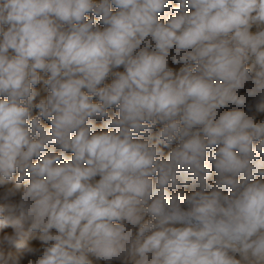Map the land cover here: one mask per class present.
I'll return each instance as SVG.
<instances>
[{
  "label": "clouds",
  "instance_id": "9594fccd",
  "mask_svg": "<svg viewBox=\"0 0 264 264\" xmlns=\"http://www.w3.org/2000/svg\"><path fill=\"white\" fill-rule=\"evenodd\" d=\"M169 6L0 0V185L18 170L2 199L20 195L0 204V229L14 228L0 239V264H20L5 244L40 252L24 243L37 231L46 247L29 264H92L89 254L134 264H264V182L254 179L264 176V121L249 115L264 111V30L250 31L264 25V0H179L162 21ZM170 55L183 62L178 72ZM41 72L49 94L33 105ZM94 118L112 130L96 132ZM177 139L163 158L158 145ZM190 183L200 190L169 194Z\"/></svg>",
  "mask_w": 264,
  "mask_h": 264
},
{
  "label": "bare ground",
  "instance_id": "6f19581e",
  "mask_svg": "<svg viewBox=\"0 0 264 264\" xmlns=\"http://www.w3.org/2000/svg\"><path fill=\"white\" fill-rule=\"evenodd\" d=\"M179 6V0H172L171 3H170V6L167 7L165 9V11L163 13H161L160 15V19L162 21H167L168 17L170 15H175V11L174 9L177 8ZM117 11V10H116ZM86 18H93L91 16H88L86 14ZM95 19V22H96V26H98L101 30L104 29V27H106V25H104L101 20H100V17H94ZM7 28V26H5V29ZM10 54H14L12 53V50H10ZM116 71H122L121 69H113L112 72L109 73V76L107 77V79L105 80L104 84H110L112 82V80L115 78L114 76V73ZM40 75L42 76V80L39 84H37L35 87V90L38 92V95L36 96L37 97V102L36 103H39V101L41 99H45L47 98V95L49 94V90L44 86L43 84V79H47V76L48 74H45L43 72L40 73ZM104 86V85H101V87ZM94 102H98V98H94ZM33 109V112L35 113V115L38 114L39 110L36 109L35 107L32 108ZM109 115L110 116H114L115 113L118 111V109H116L115 107H112L110 108L109 110ZM31 118V116H30ZM94 124H95V131L96 132H101V131H110L112 130L111 128L107 127L106 126V122L104 120V118H94L93 120ZM41 123L46 127V128H50L51 127V124L48 120H45L43 118H41ZM163 125L158 123L154 128L157 129V132H159L161 129H162ZM139 139H142V140H147L148 139V136H141V137H138ZM155 139V138H154ZM153 143V142H152ZM180 141L179 139H177L176 141H174V146L177 147L179 145ZM171 146H173V143L171 144ZM169 146V147H171ZM58 146H55V145H51L49 146V148L47 150H52L53 148L55 149V151L58 153L60 150L57 149ZM158 147H160L162 149V152H163V158H167L168 156V153L171 151V149H166L165 147H162L161 145H159ZM212 150H215V149H211L209 150V153L212 151ZM71 155L72 153L71 152H67L65 153V159H70L71 158ZM264 157V155H263ZM261 158V157H260ZM261 160V159H259ZM263 161V160H262ZM207 165L210 164V162L208 160L205 161ZM259 163H261V161H259ZM211 165V164H210ZM213 169V168H212ZM211 169V170H212ZM19 172V171H18ZM16 172V173H18ZM17 176V174L15 175ZM259 177V176H258ZM262 177V176H261ZM216 178H217V173L216 171H211L210 172V175L208 177V180H214L216 181ZM99 179V177L97 178ZM256 179V178H255ZM257 180V179H256ZM213 181V182H214ZM209 183L210 185L212 186H215V182L214 183ZM8 183V182H7ZM194 185L193 184H189L187 186L181 184L179 185L178 187V192L179 193H183L184 195H190L193 191V187ZM197 187H199L198 185H195ZM206 190L208 192L212 191V187H209V188H206ZM221 191H223L225 194H227L228 190L227 189H222ZM180 207L183 209V210H187L189 205H187L186 203H184L183 201L180 202ZM175 226H181V225H175ZM53 232L55 230H52ZM11 233V232H10ZM14 233V232H13ZM12 233V234H13ZM11 235V234H10ZM40 233L37 231L35 232L34 234H29L28 236L24 237V243L27 245V247H36L38 249H40V252L36 253L35 255L33 254H29L27 253L26 251V248H17L15 245H7L5 244L3 246V251L5 252V254H9V253H12L14 254L15 257H18L20 262H22V264H29V261H35L36 259L39 258V256L41 255V253L43 252V250L45 249V245L43 244V242H41L38 237H39ZM3 234H1L0 232V239L3 238ZM236 258L237 259H240L239 255L237 254L236 255ZM92 259V258H91ZM95 259V258H94ZM104 263V262H103ZM99 264V263H98Z\"/></svg>",
  "mask_w": 264,
  "mask_h": 264
},
{
  "label": "rangeland",
  "instance_id": "374dc122",
  "mask_svg": "<svg viewBox=\"0 0 264 264\" xmlns=\"http://www.w3.org/2000/svg\"><path fill=\"white\" fill-rule=\"evenodd\" d=\"M171 1L172 0H170V3H171ZM96 2L97 3H99L100 2V0H96ZM116 10H118L116 7H115V5H112V11L113 12H115ZM87 15L88 16H91V17H93L92 16V13H87ZM96 17H99V16H96ZM260 30H264V25H253V27L250 29V31L253 33V34H255L256 32H258V31H260ZM141 47H144V45H141ZM150 51H151V49H149ZM249 68H251V61H249V63H248V65H247ZM169 67H171L174 71H179V69L181 68V67H183V62H181V63H179V64H177V63H173V61H172V59H171V55H170V57H169ZM114 69H116V68H114ZM117 69H121L122 71H124V68H123V66H120L119 68H117ZM249 75L250 76H252V75H254V72H252V71H250V73H249ZM250 83V82H249ZM247 84H246V87H245V89H241L240 90V92H241V94H243L244 93V91H246V88H247ZM37 97H35V99L33 100V105H35V104H37L36 102H37ZM34 108V107H33ZM235 108V106H230L229 108H225V109H221V111L223 112V111H227V110H232V109H234ZM249 115L250 116H252L253 118H254V122H256V123H260V122H262V121H264V111H261V110H258L257 108H255V107H253V109H252V111L249 113ZM30 116L31 117H34V116H36L35 115V113L33 112V109L31 110V113H30ZM157 134H158V132H157V129H155V128H153L152 130H151V136H152V141L151 142H153V143H155L156 142V139H154V138H156V136H157ZM254 143H258V141H256V142H254ZM159 145H161L162 147H165L163 144H159ZM158 145V146H159ZM169 146H171V145H169ZM169 146H167V147H165L166 149H171V148H174L175 146H174V142H173V146H171V147H169ZM218 147V146H217ZM57 149H59L60 150V148L59 147H57ZM215 149V148H214ZM47 151V150H46ZM263 155L264 154H262V155H260L259 156V159H261V160H258V162L259 161H261V166L262 167H264V157H263ZM261 157V158H260ZM35 160H36V158H33V162H35ZM207 160V159H206ZM263 160V161H262ZM210 162V161H209ZM211 164V165H210ZM210 164L208 165L209 167H210V169H212L211 171H216L215 170V168L212 166V163L210 162ZM17 172H18V170H17ZM17 174V176H15ZM18 176H19V172L18 173H14L13 174V178H12V180L11 181H9L8 183H6V184H4V185H0V204H12V203H18L19 202V198H20V195H19V193H17V195L15 196V197H11L9 200H7V201H5V200H3L2 199V197H3V195H4V193L7 191V189L8 188H12V187H14L15 186V181H16V179L18 178ZM259 175H257L256 177H254V179L256 178L257 180H261L262 182H264V176H259ZM99 176H97L96 178H95V180H99V179H97ZM100 178V177H99ZM153 179L155 180V177H153ZM255 179V180H256ZM209 181V183L211 184L214 180H208ZM28 182V180H27V178L25 179V181H23L22 183H21V191L23 190V185L25 184V183H27ZM215 182V181H214ZM213 182V183H214ZM179 187V186H178ZM178 187L176 188V189H172L171 187H169L168 188V191H169V194L170 195H172V194H175V193H179L177 190H178ZM193 188V191H198V190H200L199 189V187H197V186H193L192 187ZM205 191L206 192H208L206 189H205ZM149 219H151V217L149 216V215H145V218H144V221L143 222H147V220H149ZM138 228H139V226H136V228L134 229V233L135 232H138ZM0 232H1V234H3V235H12V233L14 232V228L11 226V225H9V226H6V227H4V228H2V229H0ZM11 232V233H10ZM32 234V233H31ZM34 234V233H33ZM12 254V253H11ZM13 256H14V254H12ZM92 258V259H91ZM95 257L94 256H92L91 254H89V259L92 261V264H134V261H135V257H132V256H129L128 258H126L125 260H114V261H111V262H108V261H105V260H97L96 258L94 259ZM104 262V263H103ZM20 264H22V262H20Z\"/></svg>",
  "mask_w": 264,
  "mask_h": 264
}]
</instances>
